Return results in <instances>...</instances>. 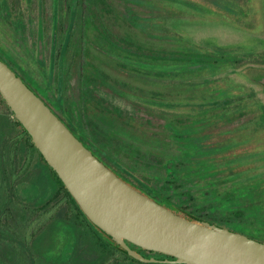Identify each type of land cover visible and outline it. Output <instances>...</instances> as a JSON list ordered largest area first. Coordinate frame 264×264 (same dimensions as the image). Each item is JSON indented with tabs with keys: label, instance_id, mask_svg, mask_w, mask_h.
<instances>
[{
	"label": "rangeland",
	"instance_id": "obj_1",
	"mask_svg": "<svg viewBox=\"0 0 264 264\" xmlns=\"http://www.w3.org/2000/svg\"><path fill=\"white\" fill-rule=\"evenodd\" d=\"M8 3L3 58L20 64L16 72L41 96L61 101L62 93L97 154L143 193L170 207L201 204L199 213L208 214L201 191L264 172L257 108L206 112L201 103L234 85V93L254 90L248 103H264V0ZM220 49L226 55L219 60L235 57L237 70L226 67L200 85L216 72L192 61ZM21 135L0 100V264H139L97 241L64 190H41L38 173H52L36 147L20 144ZM233 219L257 236L256 215Z\"/></svg>",
	"mask_w": 264,
	"mask_h": 264
},
{
	"label": "water",
	"instance_id": "obj_2",
	"mask_svg": "<svg viewBox=\"0 0 264 264\" xmlns=\"http://www.w3.org/2000/svg\"><path fill=\"white\" fill-rule=\"evenodd\" d=\"M0 95L91 224L146 264H264V242L177 213L119 177L0 59ZM128 243L170 258L146 257Z\"/></svg>",
	"mask_w": 264,
	"mask_h": 264
},
{
	"label": "trees",
	"instance_id": "obj_3",
	"mask_svg": "<svg viewBox=\"0 0 264 264\" xmlns=\"http://www.w3.org/2000/svg\"><path fill=\"white\" fill-rule=\"evenodd\" d=\"M225 1V0H224ZM230 2L237 3L240 0H228ZM221 55H226L222 50H218L217 52H211L207 53L206 55H201L200 53L197 54L198 59L200 61L195 60L192 61L194 65H197L198 67H207L203 71L208 70L212 72H216L215 74H209L208 76H201V80L199 84H210L212 82L216 81V78L220 74L228 73L226 67L231 68L230 71H236L238 66L237 62L235 60V57L228 60L225 59V61L221 62L219 59L221 58ZM212 57L214 60L213 63L205 61L206 58ZM228 58V56H227ZM208 63V65L206 64ZM221 62V64L219 63ZM200 68V70H201ZM216 76V77H215ZM203 78V79H202ZM200 79V78H199ZM232 89L227 92L225 89L223 94H221L219 97H215L213 100H208L206 102L202 101V104H208V106L204 109V111H214V110H226L227 108L237 105V109H240L241 112H245L246 110L256 107L259 111L258 118L254 121V123L258 124V122H261V124L264 125V103L262 100L257 99L252 103H248L247 101L253 98L257 94L254 92V90H248L241 93H234L233 89L236 88V86H231ZM0 100L5 104L8 113L12 116L14 122L18 127H20L22 135L19 137V142L22 146H32L35 148L31 137L29 134L24 130L22 125L19 123V121L15 118L14 114L6 104V102L3 100V98L0 95ZM216 100L214 103L212 101ZM252 104L254 106H252ZM209 107V108H208ZM260 124V125H261ZM41 158L46 163L47 167L49 168L50 174H46L44 171H40L37 175L35 183L41 188L43 192H46L47 188L49 186L53 187V191L57 193H61L62 190L66 193V198L69 199L75 208L77 209L78 214L83 218L84 224L88 226V228L96 235L97 241L101 242L103 246L110 247L112 246L114 249L118 250L125 258L139 263V264H146L141 263L136 260H133L132 258L128 257L126 254H124L121 249L110 242L107 238H105L87 219V217L84 215L80 207L77 205L73 197L70 195L60 178L57 176V174L54 172V170L48 165L42 154L38 151ZM201 173V172H200ZM233 176V175H232ZM229 176V178H223L222 180H219L216 187H213L209 190H204L200 192V195L202 198H205L204 202H208V208L211 209V212L208 214H202L199 213V211L202 209L200 206L201 204H197L196 206H193L194 210H190L187 207H170L165 202H161L157 198L152 197L159 203L167 206L168 208L172 209L173 211H176L177 213H183L184 215H192L199 217L203 220L209 221L211 223H215L221 227H224L226 229H229L231 231L243 234L247 237L259 240L261 242H264V172L261 173H253L250 174L247 172L246 174L242 173L241 175L237 176ZM55 179V180H54ZM53 183V185L51 184ZM58 186V187H57ZM204 192V194H203ZM55 196V195H54ZM170 199V198H169ZM169 199L166 198L165 200L169 202ZM172 201V199H170ZM214 201L215 204H212L210 201ZM170 201V202H171ZM213 211V212H212ZM243 215L248 214L250 216L256 215L261 223L256 225L258 229H254L255 232H257V236H254L252 234H249L248 232L244 231V229L247 228V231H252L251 227L247 225L244 226L240 222H233V217H240L241 214ZM233 214L234 216L232 219L230 218V215ZM215 215H218L217 217ZM234 223V224H233ZM230 224V225H229ZM233 224V227L231 226ZM58 230V224L54 223L51 227V231L54 233ZM130 247L135 248L136 250L140 251L143 255L146 257H156V258H170L159 253L155 252H149L146 250H143L142 248L135 246L131 243H128Z\"/></svg>",
	"mask_w": 264,
	"mask_h": 264
},
{
	"label": "flooded vegetation",
	"instance_id": "obj_4",
	"mask_svg": "<svg viewBox=\"0 0 264 264\" xmlns=\"http://www.w3.org/2000/svg\"><path fill=\"white\" fill-rule=\"evenodd\" d=\"M9 0H0V29L3 28V26L5 25V22L7 21V12L8 8H9ZM1 33V32H0ZM2 52H4V48L3 45L0 44V59L8 66L10 67V69H12L16 75L18 77H20L22 79V81H24L34 92L35 94L51 109V111L69 128V130L84 144V146L90 150L96 157H98L106 166H108L111 170L112 167L109 165V161L101 154H97L99 153L98 150H100L98 148V146L91 141V139L86 136L84 134L83 129L81 128L82 125V121L80 119V117L78 116V114L76 113V116L78 117L79 121H77L74 116V114L72 113L71 109L73 108L76 111L75 106L71 107L70 109H67L65 106V101H64V97L61 93V101L58 99L55 100L54 98L49 99L48 97H46L44 94L41 96L32 86L31 84L26 80H24L15 70L14 65L15 66H21L18 63H15L13 60L12 61H7V59L3 58ZM29 79V77H28ZM30 80V79H29ZM77 112V111H76ZM98 148V150H97ZM98 151V152H97ZM102 151V150H101ZM115 172V171H114ZM117 174V172H116ZM119 177H121L122 179H124L126 182L130 183L131 185L135 186V184L133 183V180L131 179V181H129L128 179H126L125 177L121 176V174H117ZM127 175V174H126ZM136 188H138L137 186H135ZM139 189V188H138ZM141 190V189H139ZM148 196H150L148 193H145Z\"/></svg>",
	"mask_w": 264,
	"mask_h": 264
}]
</instances>
